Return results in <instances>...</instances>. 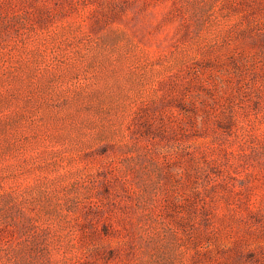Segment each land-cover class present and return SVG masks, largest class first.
Here are the masks:
<instances>
[{
  "label": "rangeland",
  "instance_id": "1",
  "mask_svg": "<svg viewBox=\"0 0 264 264\" xmlns=\"http://www.w3.org/2000/svg\"><path fill=\"white\" fill-rule=\"evenodd\" d=\"M0 264H264V0H0Z\"/></svg>",
  "mask_w": 264,
  "mask_h": 264
}]
</instances>
